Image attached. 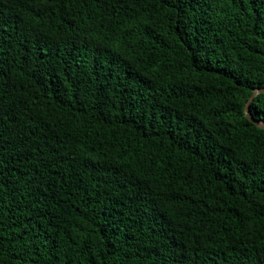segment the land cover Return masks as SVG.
<instances>
[{"label":"trees","instance_id":"trees-1","mask_svg":"<svg viewBox=\"0 0 264 264\" xmlns=\"http://www.w3.org/2000/svg\"><path fill=\"white\" fill-rule=\"evenodd\" d=\"M256 88L264 0H0V264H264Z\"/></svg>","mask_w":264,"mask_h":264},{"label":"water","instance_id":"water-1","mask_svg":"<svg viewBox=\"0 0 264 264\" xmlns=\"http://www.w3.org/2000/svg\"><path fill=\"white\" fill-rule=\"evenodd\" d=\"M264 91V88H256L254 89V92L253 94L251 95L247 105H246V108H245V115L247 117H249L251 119V121H253L257 126L261 127V128H264V120H260V119H255L251 116L250 114V102L254 99V97L260 93V92H263Z\"/></svg>","mask_w":264,"mask_h":264}]
</instances>
